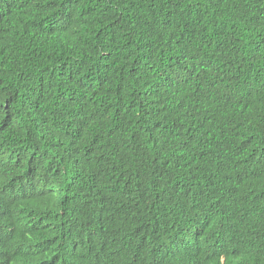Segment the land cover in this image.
Wrapping results in <instances>:
<instances>
[{"label": "trees", "instance_id": "1", "mask_svg": "<svg viewBox=\"0 0 264 264\" xmlns=\"http://www.w3.org/2000/svg\"><path fill=\"white\" fill-rule=\"evenodd\" d=\"M0 200L12 264H264V0H0Z\"/></svg>", "mask_w": 264, "mask_h": 264}, {"label": "clouds", "instance_id": "2", "mask_svg": "<svg viewBox=\"0 0 264 264\" xmlns=\"http://www.w3.org/2000/svg\"><path fill=\"white\" fill-rule=\"evenodd\" d=\"M25 177V175H18L13 178L12 183L10 184L11 188H6V191L12 195H16L17 192H21L23 188L27 186L28 183H19V181ZM23 197L27 199L30 205V201L33 198H28V195L25 193V191L22 193ZM7 207V204L2 200H0V264H12L11 259L7 253V248H6V242L4 240V235H6L9 231L14 229L13 227L16 223L13 218L9 217L5 213V209ZM220 263L221 264H227V261L224 256L220 255ZM13 264H45V261L36 258V257H22L19 260L15 261ZM60 264H69V262H63Z\"/></svg>", "mask_w": 264, "mask_h": 264}]
</instances>
